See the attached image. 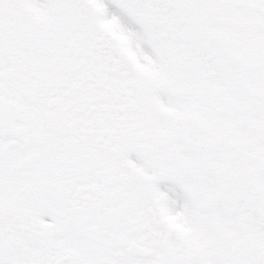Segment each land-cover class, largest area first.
Masks as SVG:
<instances>
[{
    "label": "snow or ice",
    "instance_id": "obj_1",
    "mask_svg": "<svg viewBox=\"0 0 264 264\" xmlns=\"http://www.w3.org/2000/svg\"><path fill=\"white\" fill-rule=\"evenodd\" d=\"M0 264H264V0H0Z\"/></svg>",
    "mask_w": 264,
    "mask_h": 264
}]
</instances>
